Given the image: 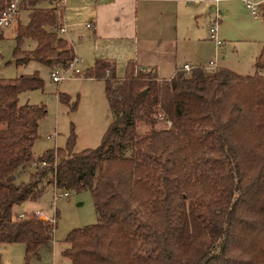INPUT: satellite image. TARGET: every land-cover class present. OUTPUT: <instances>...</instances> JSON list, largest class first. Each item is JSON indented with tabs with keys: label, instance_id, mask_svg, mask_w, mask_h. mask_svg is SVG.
<instances>
[{
	"label": "trees",
	"instance_id": "obj_1",
	"mask_svg": "<svg viewBox=\"0 0 264 264\" xmlns=\"http://www.w3.org/2000/svg\"><path fill=\"white\" fill-rule=\"evenodd\" d=\"M39 1L24 3L15 63L63 71L75 55L56 7L36 8ZM8 2L0 0V13ZM26 40L32 50H22ZM254 69L195 67L159 80L129 61L117 78L114 62L97 59L84 78L104 82L113 116L100 146L73 153L71 133L64 149L38 158L46 110L21 106L18 96L43 81L0 78V245H22L24 264L50 252L54 227L14 208L54 186L90 192L97 214L96 224L67 235L69 264H264V44ZM159 117L170 125L159 129Z\"/></svg>",
	"mask_w": 264,
	"mask_h": 264
},
{
	"label": "rangeland",
	"instance_id": "obj_2",
	"mask_svg": "<svg viewBox=\"0 0 264 264\" xmlns=\"http://www.w3.org/2000/svg\"><path fill=\"white\" fill-rule=\"evenodd\" d=\"M264 0H218L216 5H208L204 15L193 20V37L189 33L180 39V50L195 52L202 50L201 63L207 62L217 56L220 65L240 75H253L255 58L258 56L264 44V17L254 20L246 5H262ZM53 0H40L36 8L47 9L53 7ZM68 3L66 4V16L69 15ZM214 6L219 16L218 38L223 44L221 50L216 51L214 43L209 39L210 26L215 18ZM29 9L19 15V23L24 25L28 21ZM58 18L62 24V12L58 11ZM68 19V18H67ZM68 24H72L68 30L76 58L79 60L72 70H68L66 79L53 83L49 68L31 61L18 66L15 63L13 52L15 48L16 27L13 23L10 28L0 34V78L15 79L20 76L37 74L43 81V88L36 91H28L19 94V105H31L44 107L46 115L38 122V139L34 144V157H41L49 150L64 149L71 133L75 136L73 153H79L86 149H96L100 146L103 134L111 123L113 116L109 108L104 82H89L84 78L85 69L92 64H86L85 56L92 45L91 30L85 27L87 21L75 17H69ZM67 26V25H66ZM60 35V34H59ZM60 37H67L61 34ZM224 37V38H222ZM35 43L26 40L22 50H32ZM91 63V62H90ZM195 68V67H194ZM81 72L75 76L73 71ZM142 70V69H141ZM125 64H117L116 76L123 78ZM143 71V70H142ZM59 76L63 71H56ZM264 74V70L262 72ZM59 96L67 97V102L59 100ZM165 122L158 124L162 129ZM141 129H143L141 127ZM56 134V138L47 140V135ZM27 179L22 174L18 183ZM53 187V188H52ZM54 186L47 189L37 202H28L25 207H15L18 215L34 214L41 211L48 218H55L54 232L50 252L42 254L41 260L31 264H69L68 259L62 257V252L68 248L65 239L67 235L76 229L92 226L97 223V214L93 205L90 192H69L67 198H59L53 202ZM1 264H24V249L22 245H0Z\"/></svg>",
	"mask_w": 264,
	"mask_h": 264
},
{
	"label": "crops",
	"instance_id": "obj_3",
	"mask_svg": "<svg viewBox=\"0 0 264 264\" xmlns=\"http://www.w3.org/2000/svg\"><path fill=\"white\" fill-rule=\"evenodd\" d=\"M66 4L62 12V23L67 25V37L62 38L76 57L73 46L68 42V30L72 26L68 24V19L76 16L87 21L85 27L91 30L92 45L84 60L87 65L92 64L90 67L97 59L112 61L115 66L124 63L125 67L129 61H133L142 70H152L159 80L171 79L184 65L206 68L215 62L216 68L230 70L220 65L217 56L201 63L202 50L197 49L192 53L179 51L178 48L180 39L187 38L186 33L193 37V31L190 32L193 20L203 16L209 4L217 6L211 0H67ZM210 8L220 22L214 6ZM25 10L23 8L20 14ZM261 19L264 21V17ZM16 23H19V18ZM214 47L219 53L223 44L220 47L214 44Z\"/></svg>",
	"mask_w": 264,
	"mask_h": 264
},
{
	"label": "built area",
	"instance_id": "obj_4",
	"mask_svg": "<svg viewBox=\"0 0 264 264\" xmlns=\"http://www.w3.org/2000/svg\"><path fill=\"white\" fill-rule=\"evenodd\" d=\"M27 0H9L7 6L4 8V10L0 13V34L4 31L7 30L8 28H10L12 26L13 23L16 22V20L18 19L21 10L23 9L24 3ZM67 0H57L55 2V7L57 9V11L63 12L64 8H65V4H66ZM201 0H195V2H199ZM215 3L218 2V0H211ZM247 9L250 11V14L252 16V18L254 19H260L261 18V13L260 12V7L259 6H255V5H246ZM218 19H217V15H215V18L213 20L212 25L210 26V30H209V39L215 44L216 47H220L222 45L221 41L218 38L217 32H218ZM87 27H90V24H87ZM59 34H66L67 32V26L62 23L61 26L58 29ZM79 62V60L74 56L72 61L68 64V67L66 69H64V73L63 75H58L57 73L53 72L51 73V80L53 83H59L63 80L66 79V75L68 70H72L75 66V64H77ZM215 62H211L209 64V66L206 67V69L208 70H213L215 69ZM193 68L189 67L188 65H184L182 70L185 73H189ZM74 75H80L81 72L77 69H74L73 71ZM160 122H163V118L159 117L158 118ZM166 126H169L170 123L169 122H165ZM56 138V134L53 135H47L46 139L47 140H52ZM69 195L68 192H58L55 188L53 190V202H52V206L55 205V201L59 198H67ZM25 215V214H24ZM24 215H19L20 218H23ZM34 216L36 218H38L40 221L48 223L50 226L55 225V218H48L46 217L41 211H36L34 212Z\"/></svg>",
	"mask_w": 264,
	"mask_h": 264
},
{
	"label": "water",
	"instance_id": "obj_5",
	"mask_svg": "<svg viewBox=\"0 0 264 264\" xmlns=\"http://www.w3.org/2000/svg\"><path fill=\"white\" fill-rule=\"evenodd\" d=\"M141 95L144 96L145 95V91H143Z\"/></svg>",
	"mask_w": 264,
	"mask_h": 264
}]
</instances>
